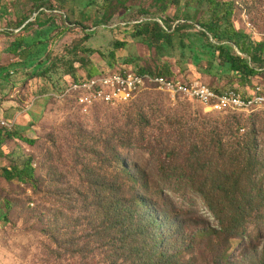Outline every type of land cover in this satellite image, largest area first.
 I'll use <instances>...</instances> for the list:
<instances>
[{
  "label": "rangeland",
  "instance_id": "1",
  "mask_svg": "<svg viewBox=\"0 0 264 264\" xmlns=\"http://www.w3.org/2000/svg\"><path fill=\"white\" fill-rule=\"evenodd\" d=\"M212 1L178 0L162 12L159 0H129L106 27L97 23L105 16L104 0L93 6L89 0H0V118L8 122L4 130L31 140L8 139L1 145L0 264H121L112 258L113 235L98 219L103 186L122 181L119 160L137 181L164 188L185 214L200 219L193 222L211 218L217 226L204 201L185 186L188 158L219 143L229 148L225 133L233 135L231 140L244 139L255 126L264 182V108L215 111L192 97L150 86L128 104L84 109L58 91L71 76L121 67L170 71L245 95L264 87V70L245 79L220 58L212 59L216 41L200 25L211 17ZM224 3H231L236 29L264 42V0ZM141 14L171 25V42L134 36L132 26ZM184 23L191 26L173 32ZM117 41L125 47L115 49ZM234 51L249 59L236 46ZM30 157L35 187L2 176L3 168ZM255 246L258 253L247 261L261 253L260 244ZM239 251L236 263L242 260Z\"/></svg>",
  "mask_w": 264,
  "mask_h": 264
},
{
  "label": "trees",
  "instance_id": "2",
  "mask_svg": "<svg viewBox=\"0 0 264 264\" xmlns=\"http://www.w3.org/2000/svg\"><path fill=\"white\" fill-rule=\"evenodd\" d=\"M89 1L90 6L99 3V0ZM128 1L104 0L105 16L97 23L106 26L112 13L124 7ZM159 1L163 3L162 12L170 4L178 2ZM224 1H212L210 19L200 23L204 28L202 33L216 41L211 44L212 59L220 58L222 64H228L233 72L248 79L264 70V42H253L244 31L233 26L230 20L231 3L225 4ZM187 26L191 25H177L173 32ZM132 27L134 36L142 40L161 41L168 38L167 41L171 42V25L165 27L162 19L141 14ZM114 45L119 50L126 43L117 41ZM234 46L247 54L249 59L236 53ZM85 51L93 52L91 49ZM112 55L114 57V53ZM252 63L260 65V69ZM96 71L88 72L87 76H96L93 75ZM140 72L153 73L147 68H141ZM102 73L99 71L98 75ZM66 84L58 87V91L63 92ZM54 86L57 87V84L54 83ZM228 127L231 128V124ZM225 134L229 137V148L219 143L212 151L199 149L192 153L188 158L192 162L187 163L182 175L188 180L186 188L204 201L218 222L217 226L211 224V218L210 221L193 222L200 219L196 215L185 214L183 208L164 194V188L137 181V174L119 160V177L122 181L116 186H103L105 196L99 205L102 206V213L98 215L104 232L113 235L110 239L114 260L121 261V264H264V182L260 177L263 161L258 150L261 147L258 130L253 126L244 139L231 140L233 135ZM8 139L31 142L19 133L0 128V155L1 145ZM1 171L7 181L17 179L35 187V168L31 157ZM6 204L10 209V202ZM186 215L192 219L186 220ZM256 244H260L261 253L256 259L247 261L253 252L258 253ZM238 247L243 255L241 262L236 263Z\"/></svg>",
  "mask_w": 264,
  "mask_h": 264
},
{
  "label": "built area",
  "instance_id": "3",
  "mask_svg": "<svg viewBox=\"0 0 264 264\" xmlns=\"http://www.w3.org/2000/svg\"><path fill=\"white\" fill-rule=\"evenodd\" d=\"M65 86L62 96H67L84 109L97 105L118 107L128 104L150 86L192 97L215 111H253L264 108V87L260 85L245 95L235 89L220 91L198 79L141 73L123 67L93 77L77 78ZM8 127V122L0 118V128ZM241 130L244 131V128Z\"/></svg>",
  "mask_w": 264,
  "mask_h": 264
}]
</instances>
